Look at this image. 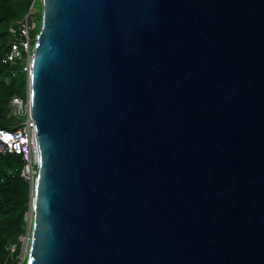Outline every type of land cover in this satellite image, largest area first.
Listing matches in <instances>:
<instances>
[{"label": "water", "instance_id": "95a60500", "mask_svg": "<svg viewBox=\"0 0 264 264\" xmlns=\"http://www.w3.org/2000/svg\"><path fill=\"white\" fill-rule=\"evenodd\" d=\"M39 3L24 264H264V0Z\"/></svg>", "mask_w": 264, "mask_h": 264}, {"label": "trees", "instance_id": "16d2710c", "mask_svg": "<svg viewBox=\"0 0 264 264\" xmlns=\"http://www.w3.org/2000/svg\"><path fill=\"white\" fill-rule=\"evenodd\" d=\"M36 7L39 23V0H0V128H12L21 125L24 115L13 119L10 114V98L26 96V73L19 59L4 63L2 57L9 48L12 38L8 31L26 13ZM35 24L31 32L32 40L38 29ZM32 44V43H31ZM24 162L19 154L0 153V264H15L20 252L19 235L24 233V213L29 207V184L20 175ZM14 244L10 251L8 246Z\"/></svg>", "mask_w": 264, "mask_h": 264}, {"label": "built area", "instance_id": "2783aa9c", "mask_svg": "<svg viewBox=\"0 0 264 264\" xmlns=\"http://www.w3.org/2000/svg\"><path fill=\"white\" fill-rule=\"evenodd\" d=\"M35 27L34 18L28 13H25L22 18L14 25L8 27L12 38L9 42V48L2 57V62L7 63L15 59H19L21 54L24 58L21 59L22 70L28 73L29 69V50L31 47V32ZM23 99L20 96L13 95L10 98V105L22 110ZM25 111L26 105H25ZM27 113V112H26ZM13 152L19 154L24 162L20 175L27 181L29 171L35 172V145L33 138V122L26 115V122L23 126L12 128H0V153ZM33 180V179H32ZM32 182V181H31Z\"/></svg>", "mask_w": 264, "mask_h": 264}, {"label": "rangeland", "instance_id": "374dc122", "mask_svg": "<svg viewBox=\"0 0 264 264\" xmlns=\"http://www.w3.org/2000/svg\"><path fill=\"white\" fill-rule=\"evenodd\" d=\"M39 5H40V3H39ZM29 14L34 18L35 24H37L38 23V19H37L36 7H34L31 11L29 9ZM38 26H39V23H38ZM30 36H31V34H30ZM31 40H32V36H31ZM23 58H24V54H21L19 59L21 60ZM19 59H17V60L19 61ZM26 99H27V97L25 96V99L22 102V110L21 111L18 110L17 107H14V106L10 105V109L9 110H10V114L12 115L13 119L18 118L21 115H24V119L21 122V125H19V126H23L24 123L26 122V115H27V113H26L27 111H25ZM26 109H27V107H26ZM29 174L30 175H27V178H28L27 182L29 184V191H30L31 181L33 179V176L35 175V172L32 175V172L29 171ZM29 194H30V192H29ZM30 217H31V214H30V211H29V208H28L27 211L24 213V221H25L24 233L19 235V237H18V240H19V243H20V252L17 255V258H16L17 260H15V264H24V260H25V256H26V250H27V247H28ZM8 249L10 251H12L14 249V244L13 245L10 244L8 246Z\"/></svg>", "mask_w": 264, "mask_h": 264}, {"label": "bare ground", "instance_id": "6f19581e", "mask_svg": "<svg viewBox=\"0 0 264 264\" xmlns=\"http://www.w3.org/2000/svg\"><path fill=\"white\" fill-rule=\"evenodd\" d=\"M33 178H34V176H33Z\"/></svg>", "mask_w": 264, "mask_h": 264}]
</instances>
